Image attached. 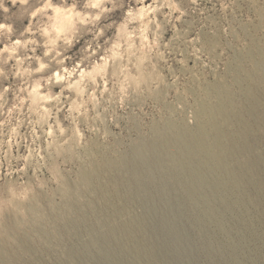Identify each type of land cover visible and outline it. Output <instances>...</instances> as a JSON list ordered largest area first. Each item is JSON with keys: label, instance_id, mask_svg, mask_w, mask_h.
Returning <instances> with one entry per match:
<instances>
[{"label": "rangeland", "instance_id": "obj_1", "mask_svg": "<svg viewBox=\"0 0 264 264\" xmlns=\"http://www.w3.org/2000/svg\"><path fill=\"white\" fill-rule=\"evenodd\" d=\"M29 3L0 0V264H264V0ZM224 90L235 150L191 158Z\"/></svg>", "mask_w": 264, "mask_h": 264}, {"label": "bare ground", "instance_id": "obj_2", "mask_svg": "<svg viewBox=\"0 0 264 264\" xmlns=\"http://www.w3.org/2000/svg\"><path fill=\"white\" fill-rule=\"evenodd\" d=\"M258 63H259V65L258 64L254 65L255 68H254V70L252 69L251 74L254 72L252 75V77H253L252 80H253L254 84L256 85V87L262 91L261 93L264 94V66L262 67L260 62H258ZM213 89H215V88H213ZM217 95H218L219 101L216 102V104L214 106L208 107V109H207L208 111H206V113L208 112L206 115L207 116V120H206L207 123L205 126H203L201 128V130H199L200 131L199 136H194L193 134H191L192 132L187 134L186 132H189L190 131L189 129H188L189 131L186 129L187 131L184 133V134L188 135L186 140L188 141V144L190 147L191 158H194L196 160H199V156L204 154L210 159L220 161L221 159H217L218 158L217 151L220 152L223 156H228V155H230V153L232 151L235 150V145L233 144L234 139L228 138L229 136L227 133V129L233 124L234 119L244 117L245 112L247 110V107L245 106V104H242V106L238 107L237 110L233 109L234 107H232L231 96L229 95V92L226 90L221 91L220 93H217ZM252 97L253 96H250V94H247V98H246L247 101L246 102L249 101V98L251 100ZM216 100H218V99H216ZM250 105H248V106H250V109L252 110V112H258V108H257L258 106L256 107L255 104H252V101L250 102ZM248 110H249V107H248ZM203 115L205 116V114H203ZM240 122L242 124V129H243V133H244V134H242V136L246 141V140H248V137L250 134V132L248 130L249 127H248L245 120H241ZM157 131H158V129H157ZM166 131L164 130L163 135L161 134V140L160 141L164 142L163 143L164 145L167 142V140L170 141L171 145L169 144L170 146L169 145L166 146V148L168 147L166 154L169 155V157H170L169 159H172L173 161H175L176 149H178V146H179V145H177L178 140H179V136L182 138V135H179L180 132H178L179 134L176 133L177 135H179L178 137H175L172 135V138L169 139L170 136L168 138V137H166V134L164 135V133ZM169 131H170V129H169ZM170 132L171 133L174 132V131L172 132V128H171ZM170 132H167V135H170V134H168ZM181 138H180V140H182ZM186 140H184V142ZM164 148H165V146H164ZM138 153L142 155L143 151L138 152ZM138 153H137V155H138ZM177 160H179V159H177ZM90 173H92V172H90ZM83 176H85V175H83ZM136 176H137L136 173H134L133 177H136Z\"/></svg>", "mask_w": 264, "mask_h": 264}, {"label": "clouds", "instance_id": "obj_3", "mask_svg": "<svg viewBox=\"0 0 264 264\" xmlns=\"http://www.w3.org/2000/svg\"><path fill=\"white\" fill-rule=\"evenodd\" d=\"M48 0H30L29 6L33 10V14L40 16L44 12V4L47 3ZM7 11V9H5ZM7 236V245L15 246L17 244L16 234L14 231H9L6 233Z\"/></svg>", "mask_w": 264, "mask_h": 264}]
</instances>
